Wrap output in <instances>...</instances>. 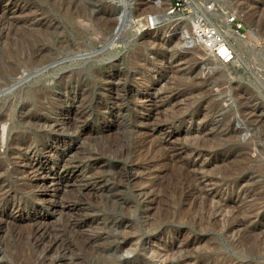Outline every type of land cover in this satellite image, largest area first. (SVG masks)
I'll list each match as a JSON object with an SVG mask.
<instances>
[{
	"label": "rangeland",
	"instance_id": "rangeland-1",
	"mask_svg": "<svg viewBox=\"0 0 264 264\" xmlns=\"http://www.w3.org/2000/svg\"><path fill=\"white\" fill-rule=\"evenodd\" d=\"M0 264H264V0H0Z\"/></svg>",
	"mask_w": 264,
	"mask_h": 264
},
{
	"label": "bare ground",
	"instance_id": "bare-ground-1",
	"mask_svg": "<svg viewBox=\"0 0 264 264\" xmlns=\"http://www.w3.org/2000/svg\"><path fill=\"white\" fill-rule=\"evenodd\" d=\"M141 2V1H140ZM145 3V2H144ZM148 3H150V2H148ZM152 3V2H151ZM150 3V4H151ZM147 4V3H146ZM153 5V4H152ZM143 7H144V9L142 8V10L140 9V12L142 11V13H143V11L145 10V5H143ZM147 9V8H146ZM81 11V10H80ZM146 11V10H145ZM144 11V12H145ZM132 12V11H131ZM147 12V11H146ZM145 12V13H146ZM76 13V12H75ZM75 13H71V15H74ZM139 13V12H138ZM148 13V12H147ZM85 12L84 11H82V12H80V14L78 15H75V16H77L76 18H78V16H80V17H84L85 15ZM82 15H84V16H82ZM140 16H141V14H139ZM146 15V14H145ZM87 16V15H86ZM85 16V17H86ZM130 16H132V13H130ZM200 16V15H199ZM197 17V16H196ZM87 18V20H90V18H88V16L86 17ZM85 18V19H86ZM101 18V17H100ZM159 18V17H158ZM162 18H163V16H162ZM71 19H73V18H71ZM80 19H82V18H80ZM156 19H157V16L156 15H152V14H147L146 16H145V18L143 17V18H140V19H137V20H135V21H139L140 23H143V21L142 20H144V22H146V24L147 25H150V24H152V23H154L155 21H156ZM200 20H198L197 18H196V21H197V23H198V28H197V33H199V37H200V39H201V42H202V44H203V46L207 49V50H209V51H211L212 53H213V58H214V60L219 64V65H224L225 63H222V62H220L218 59H217V57H216V54L214 53V51H212L211 50V47L210 46H206V41H207V39L206 38H204L203 36H202V33H201V30L202 29H200V26H199V24L200 23H206V24H209L207 21H205L204 19H202V18H199ZM109 20H110V18L108 17L104 22H103V24H104V26H105V24L107 23V22H109ZM111 20H112V18H111ZM73 21H75V19H73ZM78 21V20H77ZM80 21V20H79ZM78 21V22H79ZM91 21V20H90ZM228 21V20H227ZM97 22V21H96ZM112 22V21H111ZM90 23V22H89ZM110 23V22H109ZM108 23V24H109ZM113 23V22H112ZM112 23H110V24H112ZM227 23V22H226ZM228 23H230L229 21H228ZM228 23L226 24L227 25V27H226V31H225V33L220 29V28H218V26H216V25H213V24H209V25H211V26H213L214 27V29H215V31H216V33L217 34H220V36L222 37V39L224 40V42L225 43H227L228 44V47L229 48H231L232 49V51H233V57H234V54H235V50H234V47L230 44V42H229V40H228V38H227V36L226 35H231L232 37L231 38H234V40H236L238 43H239V45H241L242 44V41L240 42L239 40H238V38L236 37V36H234L236 33H237V31H235L233 28V30L236 32H233L232 30H231V28H230V26L228 25ZM102 24V25H103ZM86 25V24H85ZM113 25V24H112ZM111 25V26H112ZM117 25H118V21H117V23H116V25L114 24V28H113V31L115 30V28L117 27ZM143 25V24H142ZM231 25V24H230ZM100 26H101V24H100ZM116 26V27H115ZM232 27V26H231ZM104 28V27H103ZM118 32V31H117ZM235 33V34H234ZM226 34V35H225ZM198 37V38H199ZM244 44V43H243ZM220 48H222V47H220ZM233 57H232V59H233ZM231 59V60H232ZM220 62V63H219ZM118 98H120L119 96H118ZM117 104V103H116ZM117 106V105H116ZM148 123V122H147ZM151 127V126H150ZM154 127V126H153ZM145 129V128H144ZM151 131V130H150ZM144 134V133H143ZM4 137V136H3ZM36 231V230H35ZM43 232H44V229L42 230ZM250 233H251V231H250ZM250 242V241H249ZM258 242V241H257ZM250 244H251V242H250ZM249 244V245H250ZM256 245V244H255Z\"/></svg>",
	"mask_w": 264,
	"mask_h": 264
},
{
	"label": "built area",
	"instance_id": "built-area-1",
	"mask_svg": "<svg viewBox=\"0 0 264 264\" xmlns=\"http://www.w3.org/2000/svg\"><path fill=\"white\" fill-rule=\"evenodd\" d=\"M226 18L230 22L232 28L235 31H238L240 23L236 22V16L230 13ZM199 26L200 29H202V36L207 39L206 46L211 47V50L214 51L217 59L222 63L230 62L233 57V51L228 47V44L224 42L220 34L216 33L214 27L206 23H200Z\"/></svg>",
	"mask_w": 264,
	"mask_h": 264
}]
</instances>
